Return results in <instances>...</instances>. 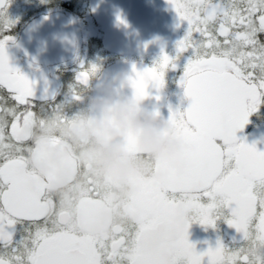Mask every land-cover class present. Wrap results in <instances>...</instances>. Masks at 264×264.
Wrapping results in <instances>:
<instances>
[{"label":"snow or ice","instance_id":"snow-or-ice-1","mask_svg":"<svg viewBox=\"0 0 264 264\" xmlns=\"http://www.w3.org/2000/svg\"><path fill=\"white\" fill-rule=\"evenodd\" d=\"M8 3L0 0L5 29L13 23L6 16ZM169 3L187 22L175 56L163 53L142 70L134 64L129 79L138 97H148L151 86L159 100L166 70L176 69L186 54L179 84L190 103L183 110L170 108L168 118L187 145L185 167L177 172L167 162L159 166L169 168L166 179L141 182L131 198L130 211L140 218L104 236L51 227L46 203L27 186L17 146L20 124L55 93L49 94L45 82L38 94L37 81L10 63L11 37L0 38V103L12 102L0 108V264H264V151L236 136L264 100V0ZM117 21L126 23L119 15ZM97 70L81 62L76 82L87 83ZM96 203H82V223L94 219ZM181 209L188 218L177 224ZM220 218L239 235L231 246L218 239L215 247L198 252L188 239L190 223L215 227ZM156 230L161 242L149 247Z\"/></svg>","mask_w":264,"mask_h":264},{"label":"flooded vegetation","instance_id":"flooded-vegetation-1","mask_svg":"<svg viewBox=\"0 0 264 264\" xmlns=\"http://www.w3.org/2000/svg\"><path fill=\"white\" fill-rule=\"evenodd\" d=\"M118 15L126 23H118ZM6 16L13 23L5 29L0 18V38L11 37L6 41L10 63L37 81L38 94H43L45 82L49 94L55 93L54 100L37 103L29 110L21 121L17 145L23 162L21 173L27 186L38 191L46 203L50 226L104 236L114 226L138 220L140 213H132L130 203L140 183L163 182L169 168H175L158 166L164 149L121 150L104 139L114 137L108 131L116 130L117 125L141 132L136 137L143 139L145 128H135L134 120L150 117L162 121L153 125L155 135L179 142L177 169L183 171L181 156L187 145L168 118L170 108L183 110L190 103L179 84L186 54L176 62V69L166 70L159 100L151 86L148 97H138L129 79L132 72L114 70L115 96L119 100L115 119L120 123H94V91L111 67H151L163 53L175 56L176 43L185 35L187 22L180 20L169 0H9ZM260 39L264 40V34ZM81 62L98 68L87 83L75 80ZM163 101L164 109L158 107ZM11 106L10 100L0 103V108ZM122 108L131 111L122 116ZM169 123L170 128L164 126ZM236 136L264 151V100L249 114L244 127L237 129ZM113 149L117 163L109 170L103 160ZM86 200L97 203L94 219L84 224L81 205ZM224 212L229 214L227 209ZM238 235L224 218L218 219L215 227L193 221L188 229V239L198 252L215 247L218 239L231 246ZM161 239L162 232L156 230L149 247H158ZM204 259L206 262L207 257Z\"/></svg>","mask_w":264,"mask_h":264},{"label":"water","instance_id":"water-1","mask_svg":"<svg viewBox=\"0 0 264 264\" xmlns=\"http://www.w3.org/2000/svg\"><path fill=\"white\" fill-rule=\"evenodd\" d=\"M134 64H123L121 66L111 67L103 76H101L99 83L94 91V100L92 102L91 109L93 110V121L94 123H104V124H116L120 123V120L115 119L118 98L115 96L116 89L113 81V75L115 69L130 70L132 72V66ZM136 65V64H135ZM137 69H143L142 66L136 65ZM134 76V73H130ZM163 104H159L158 107L162 108ZM104 116V119L101 118ZM116 130L108 131L114 137L105 138L104 142L109 145L116 147L121 150L128 151H150L151 148L148 147L143 139L137 138V134L141 133L139 131H133L129 129H119L117 125ZM145 132V131H144ZM173 141H176L174 139ZM177 151V150H176ZM176 151L170 152L166 148L160 153L158 158V166H161L164 162H167L169 167L175 168L177 172H181L177 169L176 161ZM165 168V167H161Z\"/></svg>","mask_w":264,"mask_h":264},{"label":"clouds","instance_id":"clouds-1","mask_svg":"<svg viewBox=\"0 0 264 264\" xmlns=\"http://www.w3.org/2000/svg\"><path fill=\"white\" fill-rule=\"evenodd\" d=\"M131 111L130 108H122L120 110V114L123 115H127L129 112ZM162 121H157L153 118L150 117H145L144 119H136L133 121V126L137 129L143 127L145 128V134L143 137V142L151 148L152 151L154 152H159L163 149H167L170 152H174L178 149L179 147V142L176 141H164L162 140V138H158L155 135L154 129H153V125H158V124H162ZM165 127H169L168 125H164ZM104 164L106 165V167L111 170L113 168L116 167V156H115V149L109 151L105 156H104V160H103ZM123 167V166H121ZM188 218V214L186 212H184L183 209L180 210V214L177 217V224H182L186 219ZM171 237L172 239H175L176 237V233L175 231H173L171 233Z\"/></svg>","mask_w":264,"mask_h":264}]
</instances>
